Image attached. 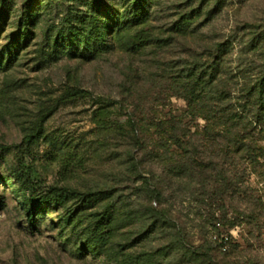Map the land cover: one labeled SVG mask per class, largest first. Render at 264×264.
<instances>
[{"label":"rangeland","instance_id":"374dc122","mask_svg":"<svg viewBox=\"0 0 264 264\" xmlns=\"http://www.w3.org/2000/svg\"><path fill=\"white\" fill-rule=\"evenodd\" d=\"M26 1L5 0L9 11L0 21V264H116L108 253L119 249L150 255L143 264H264V115L257 118L246 101L247 87L264 72V0H149L144 45H116L93 60L52 52L68 14L85 11L73 1L45 0L50 4L15 46ZM102 1L114 8L122 0ZM188 15V30H177ZM220 43L227 49L218 80L226 101L188 114L180 75L195 63L209 65ZM227 112L239 116L255 152L263 149L249 165L218 135ZM164 121L193 136L202 176H175L180 149L160 143L156 125ZM17 171L39 190L105 191L110 198L84 213L113 205L109 251L87 252L80 235L59 224L65 209L45 207L31 223L16 180H7ZM239 181L260 199L253 234ZM179 246L197 255L182 256Z\"/></svg>","mask_w":264,"mask_h":264},{"label":"trees","instance_id":"16d2710c","mask_svg":"<svg viewBox=\"0 0 264 264\" xmlns=\"http://www.w3.org/2000/svg\"><path fill=\"white\" fill-rule=\"evenodd\" d=\"M51 1L59 3L73 1L85 7L83 13L71 11L65 18V23L56 32L51 44L52 52L55 55L61 53V55H66L69 58L93 60L104 53L112 51L116 45L125 46L126 49H138L144 45L141 35L143 34V24L149 15V0H122L114 8L107 6L102 0ZM0 3V21H3L4 16L9 11V6L5 4V0ZM48 4H50L49 1L45 0H27L24 3L17 24L18 30L13 38L15 46L20 43L21 37L27 38L29 26L34 24L41 10L43 11ZM193 12L196 13L195 10H192V14ZM191 18V15L185 16L178 24L176 23L175 28L177 30L187 28L184 31L186 32ZM134 29L136 31L132 35L130 32ZM127 36L131 37L128 38ZM216 50L219 53L210 54L212 59L209 65L207 63L200 65L195 63L194 66L186 67V72L180 75L183 79V99L186 102V112L188 114L209 112L206 109L208 107L207 103L222 102L226 98L219 88L218 80L221 73L219 66L222 64L224 51H227V49L225 45L220 43ZM246 95V101L257 110L256 117L264 115V72L261 73L256 83L247 87ZM236 115L227 112L219 116L218 119L222 120L221 126L223 127L219 131L221 134L218 135L227 141V148H234V151L239 153V156L243 159V164L249 165L255 162L257 156H261L258 154H262L263 149L262 147H256V153L255 149L247 143V136L241 134L242 131L244 133L245 129L240 131L238 126L239 116ZM99 116H103L102 111ZM204 118L208 120V118ZM179 124V122L172 123L170 121L160 122L156 125V132L160 143L162 142L164 145L169 143L180 149L177 155V165L172 167L175 176L177 175L178 179L190 178L193 180L194 177L202 176L203 173V170L196 164L198 161L195 160H198V158H194V155L199 154L197 151L198 145L194 144L192 135H189L185 129H180ZM132 125L133 134L137 136L136 125ZM211 130L205 127L204 135L208 136ZM29 137L32 138L33 135H29ZM140 140L138 139L137 142ZM245 167L243 166V168ZM11 178L16 180L17 191L21 192L25 199L26 213L31 223L35 221L36 211H43L45 207L65 209L64 214L58 219L59 224L77 232L83 239L81 244L87 252L94 255L109 251L108 244L112 242L117 228L116 212L113 205L105 203L100 210L93 209L88 215L84 213L85 210L96 206L98 208L99 202L105 198H110L105 191L83 192L67 186L54 185L39 190V186L32 180V177L28 173L23 174L20 171L11 175L7 180L11 181ZM248 189V185L244 186L239 181V193L245 195V203H247L243 211L246 217L244 223L253 234L257 230L255 227L258 224L262 208L259 204L260 199L257 201L252 195L248 196ZM70 202L75 204V207L68 209ZM86 220L87 224L80 229L81 224ZM257 228H259V225ZM145 231L142 230L140 234H145ZM251 239H246L245 244L247 246L252 245L253 241ZM176 251H179L182 256H187V258H190V256L192 258V254L197 255L195 251H189L185 246L177 247ZM108 254L116 264H143L150 257L146 253L142 254L145 256H130L129 253H124L120 249L118 253L114 250Z\"/></svg>","mask_w":264,"mask_h":264}]
</instances>
